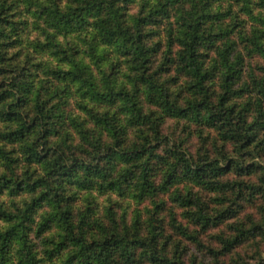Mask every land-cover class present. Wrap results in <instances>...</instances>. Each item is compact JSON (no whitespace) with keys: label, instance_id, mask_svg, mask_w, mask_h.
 Wrapping results in <instances>:
<instances>
[{"label":"clouds","instance_id":"9594fccd","mask_svg":"<svg viewBox=\"0 0 264 264\" xmlns=\"http://www.w3.org/2000/svg\"><path fill=\"white\" fill-rule=\"evenodd\" d=\"M0 264H264V0H0Z\"/></svg>","mask_w":264,"mask_h":264},{"label":"trees","instance_id":"16d2710c","mask_svg":"<svg viewBox=\"0 0 264 264\" xmlns=\"http://www.w3.org/2000/svg\"><path fill=\"white\" fill-rule=\"evenodd\" d=\"M4 23H8V21L7 20H5V21H3ZM8 183H11V181H8Z\"/></svg>","mask_w":264,"mask_h":264}]
</instances>
